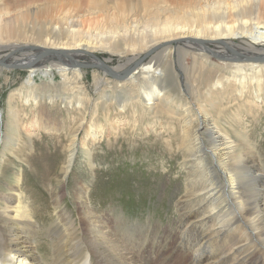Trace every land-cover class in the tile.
<instances>
[{"label":"bare ground","instance_id":"1","mask_svg":"<svg viewBox=\"0 0 264 264\" xmlns=\"http://www.w3.org/2000/svg\"><path fill=\"white\" fill-rule=\"evenodd\" d=\"M210 1L212 4L205 5L204 9H200L199 0L178 1L166 9L161 7L163 3H159L156 8L151 7V12L160 9L159 12L165 13L164 17L161 18L158 13L141 29L137 25L119 29L116 25L101 24L92 28L93 31L84 27L85 18L79 19L80 16L76 20L68 19L65 24L58 23L45 3L38 2L33 7L30 1L16 14H10L7 7H1L0 51L3 53L0 61L5 64L7 60L14 61L17 56L14 50L20 49L19 61L31 63L27 68L30 73L27 83L30 84L33 73L52 75L55 69L67 80L68 72L81 75L78 68L82 63L107 64L106 60L96 58L95 50L120 56L135 53L128 57L126 63L112 66L118 73L130 69L124 81L115 85L120 84L118 87L132 91L137 86L142 91L140 103L153 108L162 97L171 99L168 86L157 84L158 77L163 78L165 73L163 70L164 74L159 73L157 64L152 60L154 56L136 63L138 59L158 50L155 54L167 61L170 65L168 73L177 79L176 73L180 68H175L172 56L179 51L182 58L189 56L192 66L206 70L213 78L204 82L207 88L203 94L211 110L200 105L195 107V112L194 104L188 100L180 105L182 110L179 113L168 108L181 123L179 137L183 160L180 164L185 168L186 164L188 166L183 183L186 197L178 202L180 210L186 209L178 221L179 228H182L180 251L187 253L192 249L193 258L186 264H264V165L247 143L244 133H237L240 140L233 139L221 125L227 117L223 115V110L242 97L244 92L250 91L259 99V94L264 91V47H255L256 44L264 45V19L241 13L243 8L235 2L230 9L236 17L226 18L227 10L222 11L215 5L218 1ZM249 3H254L259 10L264 7V0H249ZM236 40L246 44L247 49H241L244 46H239ZM173 43L182 45L175 47ZM209 55L216 57L218 62H210ZM126 64L129 65L126 67ZM148 82L153 83L152 86L144 85ZM175 88L180 92L178 85ZM15 94L9 95V105ZM19 96H22L20 92ZM33 99L34 96L27 94L24 102ZM123 106L120 101V107ZM8 117L4 139L0 136V156L13 153L14 146L18 144L20 124L13 108ZM37 120L43 122L45 119L38 116ZM43 127L46 128L45 124ZM2 133L0 123V135ZM74 155L73 149L66 165L67 171ZM21 180L17 177L0 192V264H156V256L153 260L145 256L138 262L132 254L133 246L138 242H141L143 252L148 249L153 253V241H142L145 230L125 231L119 215L111 212L102 218L97 210L89 209L86 204L87 187L82 184L81 190L75 191V196L81 204V217L87 224L85 229L80 230L86 245L76 250L72 236L65 230L67 227L57 232L60 224L53 221L44 234L51 241L52 250L48 258L43 257L36 248L40 228L34 221ZM184 201L187 208L182 207ZM61 233L65 235L62 238Z\"/></svg>","mask_w":264,"mask_h":264},{"label":"rangeland","instance_id":"2","mask_svg":"<svg viewBox=\"0 0 264 264\" xmlns=\"http://www.w3.org/2000/svg\"><path fill=\"white\" fill-rule=\"evenodd\" d=\"M30 1V6L37 5L38 2L45 3L58 23L65 24L68 19L76 20L79 16V19L85 18L84 27L93 31L92 28L101 24L113 27L116 25L119 29L137 25L141 29L147 20L155 18L158 13L161 18L165 15L164 12H159L160 9L151 12V7L156 8L159 3H163L161 7L166 9L182 0H0V8L7 7L10 14H16ZM199 1V6L202 7L200 9L212 4L210 0ZM216 1L218 3L215 5L222 11L227 10L226 18L236 17L230 9L235 2L243 8L241 13L264 19V7L259 10L249 0ZM79 27H82L81 23ZM47 29L50 33L48 26ZM236 42L239 46H244L241 49H247L246 44L238 40ZM173 45L181 46L182 43ZM255 47L263 48L264 45L256 44ZM157 51L149 54L151 57L148 55L143 62L154 56L152 60L165 73L163 78L158 77L157 84L168 86L171 99L162 97L153 108L147 105L144 107L140 103L143 98L140 88L134 86L132 91L118 87L124 79L108 76L106 69L102 72L97 68H81L79 65L81 75L68 72L66 80L52 67V75L44 76L40 72L31 74L32 83L29 84L27 80L30 73L27 68H12L0 64L3 65L0 66L1 138L4 139L7 130L10 109L13 108L17 113L20 124L18 144L14 146L13 153L0 156V192L17 177L22 179V190L33 212L34 221L40 228L36 248L43 257L48 258L52 250L49 245L51 241L44 234L53 221L60 224L57 232L67 227L65 230L72 236L76 250L86 245V239L82 238L80 230L85 229L87 224L81 217V204L75 196V191L79 192L83 185L87 187L86 204L89 209L97 210L102 218L114 212L122 218L125 231L145 230L142 241H153V253L148 249L143 252L141 242L133 246L132 254L138 262L145 256L150 260L156 256V264H186L193 258L192 249L187 253L180 251L182 228H179L178 221L186 209L180 210L178 202L186 197L183 183L188 166L186 164L185 168L180 164L183 160L179 137L181 123L171 111L179 113L184 100L196 105H193L194 109L204 105L211 110L203 94L207 88L204 82L213 77L206 70L192 66L189 56L182 58L178 50L172 58L175 68L180 69L176 73L177 79H173L172 74L168 73L169 64L163 57L155 54ZM2 53L0 51V55ZM94 53L96 58L106 60L111 66L123 64L124 61L126 63L128 57L135 54L120 56L101 50H95ZM14 55H17L14 61H19L17 57L21 56V50H14ZM216 59L209 55L210 62H218ZM10 62L12 63L7 60V63ZM160 71L159 73L164 74ZM116 82L119 85H115ZM152 84L144 83L147 86ZM176 85L180 87V92L176 91ZM19 92L22 96H19ZM247 92L223 110V115L227 117L221 125L233 139H239L237 133H244L247 143L256 151L264 165V91L259 94V99L250 91ZM11 93L16 94L9 105ZM27 94L34 96L35 100L24 102ZM120 101L124 104L123 107H120ZM38 116L45 120H37ZM44 124L46 128L43 127ZM73 149L75 155L67 171L66 165ZM57 199L60 205H57ZM185 206L186 201L182 203V207L187 208ZM61 236L65 235L61 233L60 238Z\"/></svg>","mask_w":264,"mask_h":264},{"label":"water","instance_id":"3","mask_svg":"<svg viewBox=\"0 0 264 264\" xmlns=\"http://www.w3.org/2000/svg\"><path fill=\"white\" fill-rule=\"evenodd\" d=\"M53 50V49H51ZM55 51V50H54ZM151 53V52H150ZM150 53H146L144 54L142 57H140L138 59V61L136 63H139L142 59H144L145 57H147ZM237 54H240V53H237ZM247 58V56H246ZM247 59H251V57H248ZM0 64H3L7 67H12V68H22V69H25V68H28V66H30L29 64L31 63H23V62H20V61H12V63H4L3 61H0ZM80 67L81 68H98L100 70H107L108 73H109V76H112V77H115L117 79H120V80H123L127 77V75L129 74L130 72V69L123 72V73H118L116 72L113 67L109 64H104L103 62H98L97 64H87V63H82L80 64Z\"/></svg>","mask_w":264,"mask_h":264}]
</instances>
